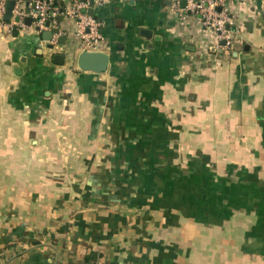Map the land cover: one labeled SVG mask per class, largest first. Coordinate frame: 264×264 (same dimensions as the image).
I'll list each match as a JSON object with an SVG mask.
<instances>
[{
	"label": "crops",
	"instance_id": "obj_1",
	"mask_svg": "<svg viewBox=\"0 0 264 264\" xmlns=\"http://www.w3.org/2000/svg\"><path fill=\"white\" fill-rule=\"evenodd\" d=\"M94 15L103 72L71 18L0 21V264H264L259 0H231L230 49L171 0Z\"/></svg>",
	"mask_w": 264,
	"mask_h": 264
},
{
	"label": "built area",
	"instance_id": "obj_2",
	"mask_svg": "<svg viewBox=\"0 0 264 264\" xmlns=\"http://www.w3.org/2000/svg\"><path fill=\"white\" fill-rule=\"evenodd\" d=\"M10 0H0V21L10 30L34 29L37 32L50 30L53 42L62 32L60 17L71 18L75 22L79 47L88 51H103L101 27L104 22L94 15V9L107 0H13L14 5L9 20L4 18ZM264 14V0H259ZM231 0H171V7L182 19L187 13H194L202 27L214 32L222 42V47L230 49L235 42V35L228 25L232 26L230 16ZM89 9L92 12L89 13ZM31 19L30 24L26 21Z\"/></svg>",
	"mask_w": 264,
	"mask_h": 264
},
{
	"label": "water",
	"instance_id": "obj_3",
	"mask_svg": "<svg viewBox=\"0 0 264 264\" xmlns=\"http://www.w3.org/2000/svg\"><path fill=\"white\" fill-rule=\"evenodd\" d=\"M13 5H14L13 0H10L7 4V10H6V13L4 15V18L6 20H9L11 17ZM185 5H186V0H182V6H185ZM91 12H92V9H89V13H91ZM26 22L28 24H30L31 19L30 18L27 19ZM228 28L233 29V27L230 25H228ZM44 35H45L46 40L50 41L53 39V32L50 30L45 31ZM66 38L67 37L63 35L60 38L59 43L64 44ZM48 47L50 49H54L55 44L50 43ZM53 60L55 63L63 64V63H65V60H66V54L55 53ZM77 64H78V67L83 71L103 72V71H106L108 69V66L110 64V55L106 52H103V51L83 50L77 58Z\"/></svg>",
	"mask_w": 264,
	"mask_h": 264
}]
</instances>
